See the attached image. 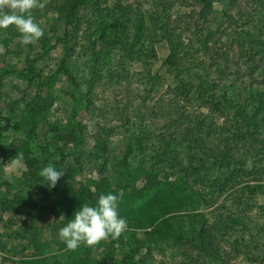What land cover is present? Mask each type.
Masks as SVG:
<instances>
[{
  "label": "trees",
  "instance_id": "trees-1",
  "mask_svg": "<svg viewBox=\"0 0 264 264\" xmlns=\"http://www.w3.org/2000/svg\"><path fill=\"white\" fill-rule=\"evenodd\" d=\"M222 1L196 0V3L201 7L200 15L208 17ZM229 1L235 4V0ZM247 1L255 8L249 22L256 18L264 21V0ZM110 3L112 0H51L46 10L34 9L33 16L44 30V36L35 45H22L15 26L7 28L8 38L0 35V44L5 49L0 59V181L7 164L22 166L19 175L9 184L0 183L10 188L0 200V208L22 207L23 214L32 216L21 227L25 236H32L31 243L11 246L9 251L14 257L8 256L5 261L16 264L20 257L21 264H157L155 256L166 257L167 248L171 246L189 248L197 253L201 262L217 264L224 254L222 242H229L238 228L245 226L242 216L208 217L203 211L204 204L208 205L204 193L194 189L200 183L198 177L196 182H191L186 176L162 168L161 161L159 165L150 163L151 167L147 166L145 157L150 150L143 132L131 133L130 142L118 158L110 156L109 130L98 134L95 145L88 149L85 120L94 111V101L76 93L82 84L74 74L72 59L76 46L80 45L79 35L87 41V53L101 57L120 33L131 28L128 22L131 16L138 15L119 1L112 6ZM87 8L94 9L95 17L82 15ZM48 12L54 13L52 18H47ZM43 19L60 24L63 33H49ZM144 22L141 17L132 40H126L121 47L134 58L145 56L148 49L151 65L157 55L154 48H148L147 41L150 40L152 45L153 36L159 31H162L161 35L171 34L153 20L148 36ZM204 31L208 34L196 33L198 49L187 48L181 39L171 36V49L164 64L182 74L191 71L185 67L187 57L203 50L211 54L214 50L209 44L215 34L208 28ZM244 45L245 42L242 48ZM260 45L262 52L255 55L259 58L258 71L264 83V39ZM58 47L62 50L60 64L55 72L46 75L42 63ZM211 61L214 67L217 66L218 80H212L207 64L200 66L205 71L201 80H206V88H201V99L214 115L229 119L231 126L225 133L222 131L230 145L228 153L248 143H257L256 148L263 149L264 91L256 90L253 82L229 85L221 61L210 57ZM66 81L73 86L72 90L61 92L59 88ZM15 82L25 83L27 88H18L7 101L5 90ZM164 83L165 79L159 73L149 74V94L159 93ZM180 90L188 97L192 94L183 84H180ZM61 93L66 99L60 96ZM59 101H64L70 109L67 121L54 118L55 105ZM207 122L196 120L195 126L188 125L183 130V137L172 146L168 145L167 152L176 155L196 150L204 143L200 133ZM207 128L211 129L212 123ZM228 153L223 152L224 155ZM135 160L138 161L135 163ZM221 160L220 168L226 166L225 159ZM49 163L64 171L54 188L39 176V171ZM88 165H95L101 177L87 175ZM257 188H250L251 193L254 194ZM121 191L124 195L118 211L128 222L127 230L117 239L109 238L91 247L81 244L75 251L67 250L58 236L59 229L74 218L81 205L96 206L101 194L118 195ZM11 195L12 199L9 198ZM36 224L39 229L32 231Z\"/></svg>",
  "mask_w": 264,
  "mask_h": 264
},
{
  "label": "rangeland",
  "instance_id": "rangeland-1",
  "mask_svg": "<svg viewBox=\"0 0 264 264\" xmlns=\"http://www.w3.org/2000/svg\"><path fill=\"white\" fill-rule=\"evenodd\" d=\"M117 1L122 6H129L137 11L138 15L131 16L128 21L131 28L124 34L120 33L109 44L108 52L98 58L87 53V41L83 35H79L82 40L76 46L72 59L75 64L74 74L82 84V88L76 90L77 95L94 101V111L85 120L88 149L95 145L98 134L109 130L110 156L118 158L130 142L131 133L143 132L150 150L145 157L147 166L151 167L150 163L152 166L159 165L161 161L162 168L171 169L176 175L186 176L191 182H196L195 178L198 177L200 183L194 184V189L204 193L208 205L204 204L203 211L208 217L244 218L245 226L238 228L229 242H222L224 254L222 261L217 264H264V148L258 146V150L257 143H248L229 154L230 145L226 134L222 133L231 126L229 119L214 115L201 99V88H206V80H201L205 76V71L201 68L203 64H207L212 80H218L217 66H213L210 57L221 61L225 80L229 85L240 84L241 81L253 82L256 90L264 91L263 78L258 71L260 62L255 55L256 52H262L260 42L264 39V21L256 18L252 23L249 22L254 15V6L247 0H235L234 5L229 0H223L215 5L214 12L208 17L200 15L201 7L196 0H112L110 6ZM41 2L46 5L44 10L51 4V0ZM93 11V8H87L82 11V15L94 16ZM53 15V12H48L47 18H52ZM141 17L144 18V29L148 36L154 20L167 28L171 36L181 39L182 45L187 48H200L196 33H207L204 30L208 28L215 34L209 44L214 50L211 54L203 50L187 57L185 67L191 71H183L184 74L172 71L164 64L170 53L171 36L161 35L163 33L159 31L157 36H153L152 45L150 40L146 43L149 49L154 48L157 55V60L152 61L151 65L148 49L145 56H128L121 45L126 40H132L136 33L135 26ZM42 21L49 33H63L60 24L46 19ZM86 33L87 30L83 31L84 35ZM0 35L8 38V29H0ZM244 42L245 47L242 48ZM61 51L58 47L42 63L41 67L45 69L46 75L58 68ZM156 73L164 77L165 83L159 93L149 94L147 78L149 74ZM180 84L188 86V91H192L190 97L180 90ZM61 86V92L70 91L73 87L67 81ZM18 88L24 90L27 86L21 82L9 84L5 90V99L8 101L9 96L16 93ZM60 96L66 99L63 93ZM55 109V120L67 121L70 109L66 103L57 102ZM196 120L212 123L211 129L207 128L208 122L205 129L201 127L203 131L200 134L205 139L204 143L194 151L170 155L167 152L168 145L172 146L180 140L184 135L183 130L188 125L195 126ZM194 132L197 133L196 130ZM150 146L153 147L150 149ZM223 152L229 155H224ZM221 159H225L226 163L222 168L218 167L223 162ZM7 165L1 184H9L22 168L20 164ZM87 175L101 177L95 165L87 166ZM249 187L259 188L253 194ZM9 191V186L0 185V200ZM9 198L12 199V195ZM21 208H0V256L3 259L0 264H13L5 261L6 257L13 256L9 251L11 246L31 243L32 236H25L21 227L32 216L23 214ZM36 228L39 229L37 224L32 231ZM5 244L9 246L5 247ZM191 251L186 247L170 246L166 257L156 255L155 262L208 264L201 262L197 253ZM16 260V264H21L20 257Z\"/></svg>",
  "mask_w": 264,
  "mask_h": 264
},
{
  "label": "clouds",
  "instance_id": "clouds-1",
  "mask_svg": "<svg viewBox=\"0 0 264 264\" xmlns=\"http://www.w3.org/2000/svg\"><path fill=\"white\" fill-rule=\"evenodd\" d=\"M45 6L41 0H0V29L15 26L22 45H35L44 36V30L36 22L33 10H42ZM4 50L0 44V54ZM63 175L64 171L57 170L51 163L39 171V176L50 188H54ZM123 195L122 191L118 195L101 194L96 206L81 205L74 218L58 232L67 250L75 251L81 244L91 247L109 238H119L128 228L127 220L118 211Z\"/></svg>",
  "mask_w": 264,
  "mask_h": 264
},
{
  "label": "built area",
  "instance_id": "built-area-1",
  "mask_svg": "<svg viewBox=\"0 0 264 264\" xmlns=\"http://www.w3.org/2000/svg\"><path fill=\"white\" fill-rule=\"evenodd\" d=\"M2 260V257L0 256V261Z\"/></svg>",
  "mask_w": 264,
  "mask_h": 264
}]
</instances>
